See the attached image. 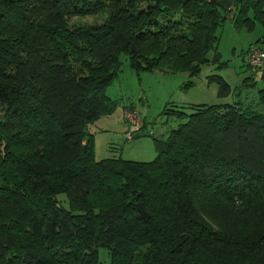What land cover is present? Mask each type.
Listing matches in <instances>:
<instances>
[{
    "label": "trees",
    "instance_id": "trees-1",
    "mask_svg": "<svg viewBox=\"0 0 264 264\" xmlns=\"http://www.w3.org/2000/svg\"><path fill=\"white\" fill-rule=\"evenodd\" d=\"M228 20L264 28V0H0V264H264V112L166 107L186 119L150 161L97 159L91 131L121 104L107 89L122 55L137 75L187 72L188 89L228 65ZM207 83L232 93L220 74Z\"/></svg>",
    "mask_w": 264,
    "mask_h": 264
},
{
    "label": "rangeland",
    "instance_id": "rangeland-1",
    "mask_svg": "<svg viewBox=\"0 0 264 264\" xmlns=\"http://www.w3.org/2000/svg\"><path fill=\"white\" fill-rule=\"evenodd\" d=\"M84 18H73V21H83ZM84 20L92 21L93 19L86 17ZM217 34L220 37L218 51L222 55V61H227L228 65L223 68H218L215 63L204 65L200 75L194 78L195 84L188 89L185 88V83L189 80L187 72L152 71L137 75L130 69L128 57L122 55L123 64L119 76L107 89L108 95L121 99V104L112 114L116 118L121 116L123 118V106L134 104L147 124L141 134L131 141L127 140V132L126 137L116 141L112 132L105 133L106 140L116 142L107 148L104 136H98L95 140L97 159L122 155L123 158L130 160H153L158 154L154 137L167 138L170 130L186 119L185 116L166 114V107L189 114L192 109L188 106L192 104L240 102L243 106H250L257 111L264 112V105L259 99V90L264 88V80L261 78L262 71H257L255 74L246 65L247 49L264 36V28L260 23H256L253 31L246 27L238 29L228 20L218 27ZM213 54L214 52L211 56ZM215 73L222 75L232 86V93L228 97L218 95V84L207 83V77ZM252 74H255V85H245V78ZM182 106L185 107L181 108ZM97 124H93L92 127L97 128ZM121 124L119 123L118 126ZM98 255L101 261L110 262L107 248L99 247Z\"/></svg>",
    "mask_w": 264,
    "mask_h": 264
},
{
    "label": "built area",
    "instance_id": "built-area-1",
    "mask_svg": "<svg viewBox=\"0 0 264 264\" xmlns=\"http://www.w3.org/2000/svg\"><path fill=\"white\" fill-rule=\"evenodd\" d=\"M247 62L250 66L259 67L264 63V52L258 47H253L250 49ZM124 120L127 122L129 130L127 132V139L129 141L133 140L135 134L140 131L142 127L143 118L140 114L131 109H125L123 113Z\"/></svg>",
    "mask_w": 264,
    "mask_h": 264
},
{
    "label": "crops",
    "instance_id": "crops-1",
    "mask_svg": "<svg viewBox=\"0 0 264 264\" xmlns=\"http://www.w3.org/2000/svg\"><path fill=\"white\" fill-rule=\"evenodd\" d=\"M124 107V106H123ZM101 119H103L101 121ZM124 117H115L114 114L103 116L99 120L96 121L98 123L96 126L97 128H91V131L95 135V140H97L98 136H104L105 139V145L106 148L109 147L111 144H116V140L122 139L123 137H126V131H127V124L123 121ZM101 121V122H99ZM94 123V124H96ZM119 123H122L121 126H118ZM147 123V122H146ZM112 132L113 136L115 137L114 142H109L105 138V133Z\"/></svg>",
    "mask_w": 264,
    "mask_h": 264
},
{
    "label": "water",
    "instance_id": "water-1",
    "mask_svg": "<svg viewBox=\"0 0 264 264\" xmlns=\"http://www.w3.org/2000/svg\"><path fill=\"white\" fill-rule=\"evenodd\" d=\"M137 207H138L140 213L143 215V217L146 218L148 216V213L145 210V208L143 207V204L142 203H138Z\"/></svg>",
    "mask_w": 264,
    "mask_h": 264
}]
</instances>
